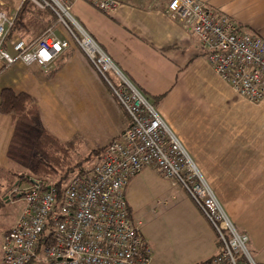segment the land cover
Segmentation results:
<instances>
[{"label":"crops","instance_id":"crops-1","mask_svg":"<svg viewBox=\"0 0 264 264\" xmlns=\"http://www.w3.org/2000/svg\"><path fill=\"white\" fill-rule=\"evenodd\" d=\"M203 1L241 31L264 38V0ZM119 2L111 14L88 1H77L72 7V15L118 70L110 71L108 80L71 45L49 69L21 62L8 66L0 60V97L6 88L29 94L49 133L61 141L81 136L88 150L94 151L118 139L129 123L112 86L119 87L126 78L151 104L162 96L155 106L157 113L237 231L248 235L255 263L264 264V99L252 103L218 75L198 41L167 15L168 0ZM13 134V119L0 114V173L9 168ZM146 176L156 182L155 192L134 204L130 197L138 194L133 188ZM128 198L133 216L154 200L155 207L162 209L161 264H201L220 253L216 230L194 200L159 172L149 169L135 179ZM6 204L13 205L9 199ZM14 206L19 215L2 234L20 217L22 203Z\"/></svg>","mask_w":264,"mask_h":264},{"label":"built area","instance_id":"built-area-1","mask_svg":"<svg viewBox=\"0 0 264 264\" xmlns=\"http://www.w3.org/2000/svg\"><path fill=\"white\" fill-rule=\"evenodd\" d=\"M77 1H88L105 14L120 5L119 0H22L11 14L0 1V60L49 69L73 45L108 80L107 74L118 70L72 15ZM25 2L50 10L56 22L35 41L13 42L12 54L5 45ZM166 13L198 41L204 57L240 96L252 103L264 99V38L241 31L203 0H168ZM112 88L130 120L124 132L106 147L95 168L76 174L61 191L36 181L10 192L9 201L22 203V210L2 236L0 264H151L152 249L128 198L131 183L149 169L185 190L216 230L222 249L201 264H256L248 235L237 231L156 108L126 78Z\"/></svg>","mask_w":264,"mask_h":264},{"label":"trees","instance_id":"trees-1","mask_svg":"<svg viewBox=\"0 0 264 264\" xmlns=\"http://www.w3.org/2000/svg\"><path fill=\"white\" fill-rule=\"evenodd\" d=\"M55 22L56 17L50 10H40L25 2L8 34L6 48L10 49L13 42L26 35H30L28 42L35 41ZM161 98L157 97L152 105L155 107ZM0 114L10 116L14 125L8 150L9 168L0 173V181L6 182V185H0V209L9 199L4 198L14 188H25L36 181L45 185L54 184L61 191L76 174L85 171L82 168L84 162L93 155H98L101 161L106 150V147L97 149L82 158L85 145L82 137L61 141L49 133L42 125L36 101L27 93L4 89L0 97ZM125 117L130 121L126 113Z\"/></svg>","mask_w":264,"mask_h":264},{"label":"rangeland","instance_id":"rangeland-1","mask_svg":"<svg viewBox=\"0 0 264 264\" xmlns=\"http://www.w3.org/2000/svg\"><path fill=\"white\" fill-rule=\"evenodd\" d=\"M3 3H5L7 6L9 5V8L13 11L11 14H13L16 9V7L22 2V0H2ZM8 8V11L10 10ZM74 14V11L72 12ZM9 52L13 54L12 49H9ZM91 153L90 150L86 147V145L83 146L82 149V155L81 157H87ZM100 162V157L98 155H93L92 158L86 162L83 163L82 168L85 171H90L93 168H95ZM152 176V175H151ZM151 176H146L145 179H143L138 187L133 188V191H136L138 196L136 197H130V200L133 201L134 204H137L139 202V199L142 197L145 198L147 196H150L152 193L155 192V189L152 187L156 185V182L153 180ZM159 185V184H158ZM158 187V186H157ZM148 189V193L146 192ZM13 205L10 204H4L2 208L0 209V246L2 243V236L3 232L12 226V223L14 219L19 215V212L16 210L14 202H11ZM156 200L151 201L147 206L142 208L138 213L134 214L135 221L139 220L142 222L140 225V229L144 235V237L147 239V241L150 244V247L152 249V260L156 261V264H161V232L162 227H164V219L162 220V209L155 207ZM17 207L20 208V205H17ZM157 209V211L154 213L153 210ZM18 212V213H17ZM21 215V210H20ZM138 222V221H137Z\"/></svg>","mask_w":264,"mask_h":264}]
</instances>
